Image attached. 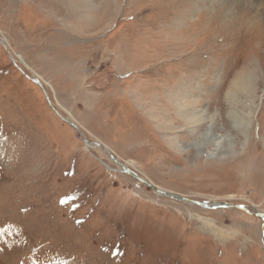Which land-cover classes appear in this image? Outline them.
I'll return each mask as SVG.
<instances>
[{
  "label": "rangeland",
  "instance_id": "374dc122",
  "mask_svg": "<svg viewBox=\"0 0 264 264\" xmlns=\"http://www.w3.org/2000/svg\"><path fill=\"white\" fill-rule=\"evenodd\" d=\"M260 214L264 0H0V264H264Z\"/></svg>",
  "mask_w": 264,
  "mask_h": 264
},
{
  "label": "water",
  "instance_id": "95a60500",
  "mask_svg": "<svg viewBox=\"0 0 264 264\" xmlns=\"http://www.w3.org/2000/svg\"><path fill=\"white\" fill-rule=\"evenodd\" d=\"M77 129H78V131L81 133V130L79 129V127L78 126H75ZM83 134V133H82ZM153 188H154V190L155 191H157V192H159V193H162V194H164V195H167V196H173V197H175L174 195H170V194H168L167 192H164V191H161V190H159L158 188H156V187H154L153 185H151ZM176 198H178V199H180V200H187V201H190V202H193V203H199V204H202V205H207L208 203L207 202H198V201H194V200H190V199H188V198H186V197H184V196H181V197H178V196H176ZM216 206H222V207H229V206H232V204H230V203H218V204H215ZM261 216H264L263 214H260Z\"/></svg>",
  "mask_w": 264,
  "mask_h": 264
},
{
  "label": "bare ground",
  "instance_id": "6f19581e",
  "mask_svg": "<svg viewBox=\"0 0 264 264\" xmlns=\"http://www.w3.org/2000/svg\"><path fill=\"white\" fill-rule=\"evenodd\" d=\"M205 112H204V110H202V109H199V110H196L195 112H194V114H193V117H196L197 118V120H204L205 118H206V115L204 114ZM81 131H82V129H81ZM83 133V131L81 132V134ZM84 134V133H83ZM208 134V133H207ZM206 134V135H207ZM205 135V136H206ZM204 136V135H203ZM205 136H204V140L205 139H207V141L209 140V138H208V135H207V137L205 138ZM85 140H86V138H85ZM86 145L87 146H90V144H89V141H87L86 140ZM92 146V145H91ZM153 184H155V183H153ZM156 185V184H155ZM154 185V186H155ZM157 186V185H156ZM157 188L159 189V190H161V191H164V192H167L168 194H170V195H173L171 192H169V190H167V189H164L163 187H158L157 186ZM178 197H181V196H178Z\"/></svg>",
  "mask_w": 264,
  "mask_h": 264
},
{
  "label": "built area",
  "instance_id": "2783aa9c",
  "mask_svg": "<svg viewBox=\"0 0 264 264\" xmlns=\"http://www.w3.org/2000/svg\"><path fill=\"white\" fill-rule=\"evenodd\" d=\"M122 165H121V167H123L122 169H120V171L121 170H127L128 169V165H126L125 163H121ZM138 184H139V182H138Z\"/></svg>",
  "mask_w": 264,
  "mask_h": 264
}]
</instances>
